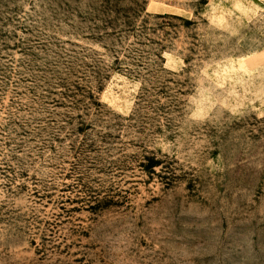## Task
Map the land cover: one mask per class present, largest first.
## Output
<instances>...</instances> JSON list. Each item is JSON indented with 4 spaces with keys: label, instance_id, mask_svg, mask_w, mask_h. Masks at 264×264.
I'll list each match as a JSON object with an SVG mask.
<instances>
[{
    "label": "rangeland",
    "instance_id": "1",
    "mask_svg": "<svg viewBox=\"0 0 264 264\" xmlns=\"http://www.w3.org/2000/svg\"><path fill=\"white\" fill-rule=\"evenodd\" d=\"M0 264H264V0H0Z\"/></svg>",
    "mask_w": 264,
    "mask_h": 264
},
{
    "label": "trees",
    "instance_id": "2",
    "mask_svg": "<svg viewBox=\"0 0 264 264\" xmlns=\"http://www.w3.org/2000/svg\"><path fill=\"white\" fill-rule=\"evenodd\" d=\"M157 16H158V17H162L163 15H159V14H158ZM143 89L145 90V92H148V89H147L146 87H144ZM144 95H145V93L142 92L140 97L143 98ZM150 162H151V163H154L152 166H154V165L157 163L156 161H153V160L150 161Z\"/></svg>",
    "mask_w": 264,
    "mask_h": 264
}]
</instances>
